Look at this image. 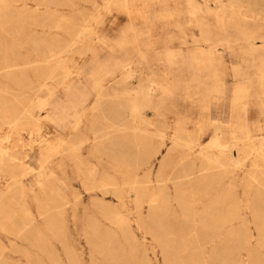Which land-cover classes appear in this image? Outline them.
I'll use <instances>...</instances> for the list:
<instances>
[{"label": "rangeland", "instance_id": "374dc122", "mask_svg": "<svg viewBox=\"0 0 264 264\" xmlns=\"http://www.w3.org/2000/svg\"><path fill=\"white\" fill-rule=\"evenodd\" d=\"M194 1L195 10L186 0H15L16 82H7L0 73V118L4 113L17 117L14 125H2L0 130L5 153L0 170V264H264V82L257 69L264 63V49L246 69L250 91L258 97L256 105L240 115V126L246 121L249 127L250 149L243 148L236 164L223 174L212 165L207 173L222 176L224 215L232 214L234 204L239 210L238 224L220 237V247L218 238L204 240L194 231L159 237L135 229L121 233L106 229V221L99 217L93 221L100 228H88L90 215H84L83 209H89L92 200L74 180L69 189L72 201L77 193L79 197L75 215L65 214L62 208L63 67L71 76L96 77L115 70L113 59L162 57L168 48L179 50L181 41L198 50L215 43V54L224 63L226 88L240 79L234 71L240 72L241 33L260 44L264 0H221V9L216 10L213 4L207 9L202 0ZM210 87L208 74L200 77L199 84L171 85L165 93L159 109L166 122L162 139L156 137L151 149L148 138L142 145L143 154L150 155L151 174L175 158L173 132L184 128L206 145L212 118L220 109L224 115L214 124L230 133L228 102H208ZM85 90L92 94L91 86ZM24 109L39 116L35 127L20 119ZM147 112L151 119V111ZM236 134L242 145L243 130ZM232 155L236 158L235 151ZM213 185L210 182L209 189ZM189 193L185 199L198 203L213 197L207 189ZM103 203L110 204V199ZM146 210L143 204L142 217Z\"/></svg>", "mask_w": 264, "mask_h": 264}, {"label": "bare ground", "instance_id": "6f19581e", "mask_svg": "<svg viewBox=\"0 0 264 264\" xmlns=\"http://www.w3.org/2000/svg\"><path fill=\"white\" fill-rule=\"evenodd\" d=\"M202 1L207 9L210 4L215 5V10L222 7L221 0ZM14 2L0 0V73L12 83L17 79L14 69L18 64L13 36ZM186 3L194 10L197 8L194 0H186ZM259 43L254 42L251 35L241 33L238 47L240 72L234 71L240 79L232 88H226L224 63L215 54V43L205 50H198L181 41L179 50L168 48L162 57L138 55L113 59L115 70L96 77L82 73L71 76L63 67V99L59 114L65 183L62 208L65 214L72 212L75 215L74 206L79 201L78 193L73 201L70 197L69 185L74 180L92 200L90 208L83 209L84 215H90L88 228H100L93 221L99 217L106 221V229L121 233L135 229L159 237L164 233L184 235L187 231H194L204 240L218 238L220 247V237L233 231L238 224L239 210L234 204L232 214L224 215L222 176L220 172L207 173L209 165L222 174L227 167H233L237 156L251 140L246 121L244 126H240V115L241 111L246 114L250 107L255 106L258 98L250 91L246 69L260 58L264 38H260ZM182 46L185 50L180 48ZM257 69L264 82V63H260ZM208 74L211 75V87L206 94L207 101L215 105L228 102L230 133L227 135L219 123L214 124L224 115L220 109L212 118L211 139L206 145L201 144L199 135L191 136L184 128L173 132L171 140L175 158L166 160L155 174H151L148 166L150 155L143 154L142 145L148 138L147 146L151 149L156 137L162 139L166 122L161 119L159 109L165 93L170 92L171 85L199 84L200 77ZM86 85L91 86L92 94L85 90ZM147 110L151 111V119ZM13 111L10 109L9 112ZM4 115L0 118V130L2 125H14L17 120V117ZM19 115L25 125H37L39 116L28 109ZM238 129L243 130L242 145L236 134ZM232 151H235L236 158ZM4 157L0 145V170ZM212 181L213 188L209 189ZM14 182L18 183L17 180ZM195 188L204 192L207 189L213 197L200 203L185 199V195L192 194L189 192ZM2 198L3 193L0 192ZM97 198L100 201L94 200ZM105 198L110 199V204L103 203ZM143 204L147 207L144 217L141 212Z\"/></svg>", "mask_w": 264, "mask_h": 264}]
</instances>
